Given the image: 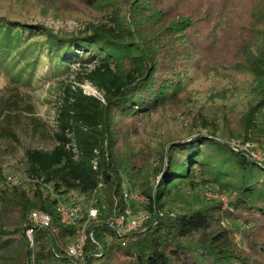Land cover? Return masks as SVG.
<instances>
[{"label":"trees","instance_id":"16d2710c","mask_svg":"<svg viewBox=\"0 0 264 264\" xmlns=\"http://www.w3.org/2000/svg\"><path fill=\"white\" fill-rule=\"evenodd\" d=\"M14 3L27 14L75 13L85 25L58 34L9 18L3 7ZM255 4L238 14L230 0H0V73L11 81L30 87L43 64L45 77L70 73V60L91 64L75 71V82L63 84L52 148L25 149L6 172L0 156V264H264V160L200 134L189 139L195 132L164 138L160 150L146 142L137 148L128 122L176 106L186 97L190 70L227 78L235 70L251 76L231 78L248 95L244 109L198 110L200 124L211 134L232 124L237 128L228 137L264 145V0ZM85 80L102 99L83 91ZM228 91L214 96L227 97ZM158 152L160 165L152 166ZM12 174L19 183L7 180ZM208 181L230 185L234 212L202 204L196 194L184 198L185 187ZM124 189L147 196L150 217L155 209L180 212L155 214L118 234L109 220L126 206ZM94 194V205L100 194L106 212L88 224L94 242L86 239L83 257L69 258L63 248L82 221L65 225L58 197L88 202ZM33 209L46 212L50 223L32 229L30 246L24 230ZM224 215L241 224L244 245L234 239V227L220 225Z\"/></svg>","mask_w":264,"mask_h":264},{"label":"rangeland","instance_id":"374dc122","mask_svg":"<svg viewBox=\"0 0 264 264\" xmlns=\"http://www.w3.org/2000/svg\"><path fill=\"white\" fill-rule=\"evenodd\" d=\"M230 1L236 10L235 12L238 14L253 9L257 2V0ZM17 6V3L11 4L9 7H3V11L13 20L24 21L28 24H43L52 32L58 34H69L82 29L85 25V19H77L75 13L54 18L51 16H41L38 13H23ZM80 56L85 59L88 54L81 53ZM42 62L45 63L44 57H42ZM67 66L70 69V73L65 70L64 72L45 77L48 70L46 64H43V67H39L37 70L36 77L39 76L38 79L40 80L37 82L34 80L30 87L13 82L8 78L6 73H0V156L6 160L2 165L4 172L8 170V163H14L16 160L23 158L25 149H51L54 145L53 133L57 130V101L62 94L63 84L69 81L75 82V71L81 68H89L91 64L84 63L83 65H79L77 62L70 60ZM238 72L229 70L228 73L231 74V77L227 78L219 77L212 73L203 74L201 71L191 72L190 70V78L186 83L187 85L185 84L186 97L180 99L176 106L166 107L145 114H136L128 119L133 133L132 139L136 147L138 148L146 142L160 150L159 146L161 143H158L164 138L172 134L181 135L195 132L190 133L189 139L200 134L213 138L222 144H228L230 147L235 142L242 144L250 143L256 150L262 151L261 149L264 148V145H258L256 142L250 140L245 141L241 138L228 137L226 133L235 130L237 126L233 127L231 124L229 128L224 127L211 134L206 127L200 124L202 120L200 119L198 110L201 113L208 114L210 112L208 109H215L221 106H225L226 109H234L235 111L244 109L248 95L241 90V85L231 81V78L242 82L248 80L251 76L247 74L242 75ZM81 87L88 94L98 97L102 96L101 92L87 80L81 84ZM228 89L230 91H228L227 97L214 96V91L218 90L220 95H225ZM234 122L235 119H233ZM263 139L264 136H262ZM155 165H160L159 152L153 158L152 166ZM195 174L197 176L200 175L197 167L195 168ZM11 176L16 180V183L20 182L21 178L18 174H12ZM158 180L159 176L152 178L153 185L157 184ZM224 186L208 181L204 185H198L193 190L185 187L184 198L196 194L194 198L202 204L217 203L224 211L234 212L232 203L236 193L229 187L230 185L225 184ZM226 188L227 190H225ZM134 194V198L147 199V196L138 191H135ZM97 197L99 201L96 208H98L99 216L96 220H99L106 212V207L101 195L98 194ZM194 198H191V200H194ZM132 200L135 201L133 198ZM135 202V207H142L144 201ZM179 212V209L173 208L155 209V213L150 218L155 214L158 217H171ZM219 223L222 227L229 229L234 227L236 229L233 234L234 239L239 242L240 246L244 245V241L240 238L239 234L242 228L241 224L228 218L227 215L221 217Z\"/></svg>","mask_w":264,"mask_h":264},{"label":"built area","instance_id":"2783aa9c","mask_svg":"<svg viewBox=\"0 0 264 264\" xmlns=\"http://www.w3.org/2000/svg\"><path fill=\"white\" fill-rule=\"evenodd\" d=\"M102 99V97H100ZM235 150H244L250 154L257 161L264 160V148L262 151L256 150L250 143L242 144L240 142H235L231 146ZM93 168L96 167V159L92 161ZM8 181L16 183V180L9 176ZM101 186V184H99ZM100 190V189H99ZM97 190V191H99ZM95 190V194L97 192ZM135 192V191H134ZM133 191L128 192L123 190V196L126 200V206L122 212L116 216L110 218L109 223L118 234H123L134 229L140 228L143 224L150 218V212L146 208L148 204V199L144 198H134L135 195ZM54 195L53 192H51ZM95 194L93 197L86 202L82 197L71 198L68 201H64L58 197L57 211L60 215L61 221L65 225H72L77 222L82 221L81 228L79 232L71 236L64 248L63 253L69 258L79 259L83 257L84 245L86 239H90L94 242L92 232H87L88 224L96 220L99 216L98 208L94 205L96 203ZM144 201L141 206L134 207L135 201ZM30 226L26 227L24 230V235L27 239L28 244L31 246L33 244V228H46L50 223V216L38 209L31 210L29 214Z\"/></svg>","mask_w":264,"mask_h":264}]
</instances>
